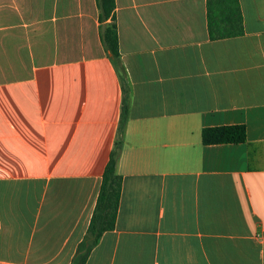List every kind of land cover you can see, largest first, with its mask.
<instances>
[{
    "label": "crops",
    "instance_id": "obj_1",
    "mask_svg": "<svg viewBox=\"0 0 264 264\" xmlns=\"http://www.w3.org/2000/svg\"><path fill=\"white\" fill-rule=\"evenodd\" d=\"M214 2L242 35L211 37L207 0H115V63L96 0H0V264H72L118 138L84 264H264V0Z\"/></svg>",
    "mask_w": 264,
    "mask_h": 264
},
{
    "label": "trees",
    "instance_id": "obj_2",
    "mask_svg": "<svg viewBox=\"0 0 264 264\" xmlns=\"http://www.w3.org/2000/svg\"><path fill=\"white\" fill-rule=\"evenodd\" d=\"M214 0H207V21L211 37H228L243 34L242 16L238 4L234 20L231 16L216 15L211 5ZM98 9L99 36L104 50L115 63L119 60L118 37L115 23V0H96ZM219 18V20H218ZM219 22H222L219 30ZM124 108L122 112L118 133L123 124ZM246 141V128L244 124H225L204 127L201 130L203 144L241 143ZM121 139L114 142L110 157L102 173L96 204L86 230L84 239L78 244L72 264H84L89 252L97 243L100 235L112 229L115 222L116 210L119 202L121 177L116 173L115 165L118 158Z\"/></svg>",
    "mask_w": 264,
    "mask_h": 264
}]
</instances>
